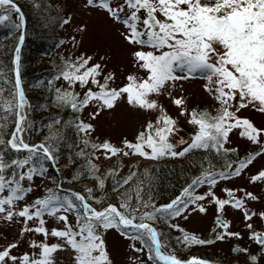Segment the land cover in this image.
Here are the masks:
<instances>
[{
    "label": "snow or ice",
    "instance_id": "1",
    "mask_svg": "<svg viewBox=\"0 0 264 264\" xmlns=\"http://www.w3.org/2000/svg\"><path fill=\"white\" fill-rule=\"evenodd\" d=\"M84 7L99 8L112 21L122 25L120 35L132 46L130 56L135 71L129 72L124 77L125 82L119 86H111L110 81H114L115 73H105L99 61L89 63L91 55L82 53L74 61L65 62L60 75L69 87L56 90L57 101L77 111L95 104L94 111L89 114L93 118L102 110L113 108L121 100L132 108L155 113L154 119H148L133 140L123 138L119 146L107 139L92 142L89 133L94 125L77 120L75 126L84 145H90L93 149L91 156L98 155L94 149H102L106 158L116 155H139L150 159L181 157L194 148L235 153V148L224 147L233 128L239 130L240 136L257 144L258 150L235 161L226 160L222 169H205L167 204L157 205L151 199L144 200L139 191L133 197L130 188L119 195L118 204L108 202L103 207H94L89 201H100L101 197L93 193L96 187L103 188L105 180L96 175L98 166L90 159L85 161V166L88 175L95 177V186H85L81 192L62 187L68 177L53 179V187L46 188L45 195L18 204L31 191L33 177L46 174L44 161L57 159L54 141L50 138L56 136L58 139L59 136L50 131L49 137L43 141L28 143L24 140L22 132L31 122L22 124L25 97L17 67L14 85L15 127L6 140L0 136V144H6L17 152L23 150L25 154L5 160L3 152H0V219L12 221L14 217L22 218L24 226L20 228L21 234L34 231L43 234L45 240L30 241L29 247L38 248V253L23 252L19 255L11 252L17 241L7 243L0 248V264H54L52 253L63 248L72 251L73 264H113L103 238L104 232L112 228L126 239L139 241L140 248L135 243H130L129 248L136 252L147 249V259L152 264H209L195 256L182 260L175 254L162 251L166 247V239L161 238L162 234L150 221L154 222L158 217L170 221L172 217L191 212L193 208L189 205L204 212L200 201L205 196H210L216 202L218 213L223 205L231 204L243 211L245 220L257 214L246 206L245 198L259 199L251 191L225 188L223 191L228 198L221 199L211 187L203 193L194 192L193 189L201 184L211 186L219 179L239 176L256 157L264 155V127H258L247 116L238 114L245 106L264 113V0H84ZM10 10L19 14L22 26L23 14L15 0H0V21L8 17ZM67 20L65 18L63 22L67 23ZM79 28L84 31L86 25L81 24ZM19 47L17 44V52ZM196 77L205 81L203 89L216 102L215 114L207 109H189L184 96L172 94L174 88L180 87L182 90L178 82ZM77 83L84 88L82 95L73 88ZM2 92L3 89H0ZM161 96H167L179 108L180 114L186 116L188 123L194 126L187 141L179 138L178 143L182 147L178 150L169 138L178 130L177 121L158 99ZM4 106L11 108L13 102L6 101ZM4 127L0 124V130ZM77 155L84 156L85 153L81 150ZM118 171V168H110L107 174ZM135 172V167H130L128 174L116 181L117 188L127 184ZM25 179L29 181L27 187L22 183ZM248 181L264 183V166L250 173ZM237 191L243 195H233ZM45 214L63 224V227L51 228V235L59 239L58 243L46 242L49 229L45 226ZM69 214L75 217V223L69 221ZM258 215L264 219V212ZM29 221H33L31 227H28ZM217 223L225 230L216 235L217 239H222L224 235L240 236L239 232L227 231L228 221L218 217ZM170 226L183 233L185 245L210 242L185 232L178 224L171 223ZM246 227L250 229L249 237L264 251V232L252 231L250 224ZM238 250L247 252L246 248ZM249 258L256 260L255 255ZM129 262L141 264L138 257H129Z\"/></svg>",
    "mask_w": 264,
    "mask_h": 264
},
{
    "label": "rangeland",
    "instance_id": "2",
    "mask_svg": "<svg viewBox=\"0 0 264 264\" xmlns=\"http://www.w3.org/2000/svg\"><path fill=\"white\" fill-rule=\"evenodd\" d=\"M51 1V11L55 15L60 16L59 21L68 18L67 23L60 25L59 28V35H61L64 40V43L60 46V50H65L66 52H70L72 54L76 53L79 56L82 53L84 55H91L92 59L89 61V63H95L99 61L103 66V71L105 73L108 71L115 73L114 81H110L111 86H119L125 82L124 77L129 72L135 71V69L133 68L130 56L132 46L128 45L120 35L122 25L112 21L111 18L108 17L107 13L99 8L84 7V0ZM3 7L9 8V6ZM81 24L86 25V30H80L79 26ZM101 56H103V59H101ZM137 74L141 75V73ZM204 82L205 81L199 77L178 82L182 85V90L180 87L174 88L172 90V94L184 96L185 103L189 109L193 107L198 109H207L210 111V113L215 114L216 102L213 100L211 95L203 89L202 85ZM22 86V91L25 97V103L22 108V115L24 116L22 124H24L27 123L26 113L28 110L26 96L30 92L26 86ZM88 86L95 88L93 85H86L85 87ZM75 87L81 88L78 83L75 85ZM81 89L84 90V88ZM158 99L164 105L168 113L177 121L178 130L169 138L176 145L178 150L180 147H182V145L178 143L179 138L183 137L185 141H187L189 134L194 130V126L188 123L186 116L180 114L179 108L173 105L167 96H161ZM95 107V104H91L83 107L82 109V116L85 118V121L94 125V129L91 131V137H97L98 142H102L103 140L107 139L117 146L120 145V142L123 138L133 140L136 133L141 130L143 124L148 119H154L155 117V113L140 110L138 108H132L123 100L119 101L111 109L102 110L96 117L93 118L89 114L94 111ZM238 114L241 116H247L256 126L264 127V113L245 106L239 110ZM26 128L27 127H25L24 131L22 132V136L24 140L28 142ZM1 135H5V132L2 130L0 132V136ZM35 142L36 140H33L32 143ZM224 147L235 148L236 152L220 153L225 157L223 164L226 162V160L235 161L240 156H244L249 152L258 150V145L252 143L246 137L240 136L239 130L236 128H233L229 132L228 139L225 141ZM203 150L204 149L194 148L189 150L181 157L164 156L158 159H150L141 157L139 155H116L106 158L103 155V150L99 149L97 150L98 155L93 162L98 166L95 171L96 175H98L100 178L105 179L108 169L118 168L119 172L116 179H119V177L126 173L130 167H135L136 170H142L151 166H156L159 161L164 162V160L167 161V164L170 163L177 166L181 159L190 156L194 157L196 155L200 156L199 154H201ZM3 151L2 144H0V152ZM210 154L212 155V153ZM229 156H232L233 159H231ZM260 166H264V155L256 157L252 164H250L248 168L239 176H231L227 179L218 181L211 186L206 183L201 184L199 187H195L193 189L194 192L203 193L207 191L209 187H211L212 191L217 197L221 199H227L228 194L223 191V189L243 188L246 191L253 192L257 197H259L257 200L245 198L247 208L250 211L257 213L256 215H252L250 217L251 220H245L244 213L241 209H238L234 206H229L227 204L221 207L220 212H222V218L229 223L227 231L239 232V237L224 235L222 239L216 238L218 233H224L225 230L221 231L219 230L218 226H215L214 217L219 216V213H217V205L215 201L211 200L210 196H205L204 199L200 201V203H202L205 208L204 212H200L198 209H195L193 205H189V207L193 208V210L187 214H181L180 216L172 217L170 221L167 218L161 217L166 219L163 221L162 227H160L157 221H154V224L157 225L156 227L162 231L161 238L166 239L167 242L166 247L162 248V251L166 252L167 254H175L182 260H187L189 257L195 256L198 258L208 259L215 264H264V254H261L256 249V247L251 244L252 241L249 237V231L247 230L248 227H246V225L252 223V231H259L264 228L261 224L262 218L258 215V213L264 212V183H249L248 181V175ZM57 168L63 170L61 174L56 175V180H59L65 176L66 172L69 170V166L61 163V165ZM217 169L222 168L217 167ZM20 170L23 171V169ZM201 172L202 171H200V173ZM191 176H193V174H191ZM196 176L198 175H195V177ZM53 179L55 178L50 173L45 174L43 179H41V176L35 175L31 181V191L27 192L24 199L18 201V204L31 202L35 197H37L38 188L43 185H47V183L53 184ZM22 183L27 187L29 181L25 179L22 181ZM188 184H180L179 189H177L175 193L180 195L181 189H183ZM84 185L87 187H93L89 181H87V183ZM62 187L64 189L69 188L66 183H63ZM233 195L242 196L243 193L237 191ZM166 198L167 201L160 204H167L174 198V195L170 194ZM69 221L75 223V220L73 221L71 218V214H69ZM32 223L33 221H29L28 227H31ZM171 223L178 224L185 232L189 234H195L201 240L210 242L198 245H185L183 241V233L179 229L172 228L170 226ZM23 226L22 218L18 219L14 217L12 221L0 219V248L5 246L7 243L16 240V247L11 249V252L14 255H19L23 252L38 253L39 249L31 248L29 247V244L33 239L37 241H44V235L35 233L34 231H25L23 234H21L20 228ZM45 226L49 229V235L46 238V242H60L57 237L51 235V228L63 227L62 222L53 216H48L45 214ZM103 238L113 264H130L129 257H138L141 261V264H152V261L147 259V249H144L141 252H136L129 248L130 243H135L136 246L140 248L141 245L139 241H131L126 239L124 236L120 235L115 230V228L106 230L104 232ZM212 241L213 243H211ZM235 246L238 247L237 249L246 248L247 252L242 250L233 251V247ZM252 255L256 256L255 261H252L249 258ZM52 259L54 264H73L72 251L68 248L55 250L52 253Z\"/></svg>",
    "mask_w": 264,
    "mask_h": 264
},
{
    "label": "trees",
    "instance_id": "3",
    "mask_svg": "<svg viewBox=\"0 0 264 264\" xmlns=\"http://www.w3.org/2000/svg\"><path fill=\"white\" fill-rule=\"evenodd\" d=\"M15 3L18 4L23 14L22 26L15 11H9L8 17L4 21H0V89H3V92L0 93V124L5 125L2 129L5 135L1 136L6 140L15 127V72L13 63L16 45L22 33L18 71L21 84L26 86L30 92L26 96L27 122H31L26 128L27 140L30 143L36 140L35 143H37L49 137L50 131L58 133V139L56 136L50 138L54 141L57 159L51 163L44 161L47 168L46 174L50 173L56 179V175L63 171L57 167L64 163L69 166V170L63 176L69 178L65 183L69 188L82 192L87 181L92 186L96 185V179L94 176L88 175V168L85 166L87 159L94 163L96 156H91L90 153L93 149L90 145L88 147L84 145L82 136L77 132L75 126L77 120L85 121L82 116L83 108L78 111L73 110L70 106L59 103L56 99L57 89L69 87L67 81L60 75L65 62L74 61L79 55L60 50L64 40L59 35V28L60 25L65 24L63 22L65 19L59 21L60 16L51 11V0H15ZM75 85L73 86L74 90L82 95L84 90L75 87ZM6 101L13 102V106L6 108L4 106ZM91 135L92 132L89 133L90 140L98 142L97 137L95 139ZM2 147L5 160L25 154L23 150L17 152L6 144H2ZM81 150L84 151V156L77 155ZM97 150L99 149H94L96 152ZM199 155L181 159L177 166L167 164V161L164 160V162L159 161L156 166L142 170L137 169L132 179L119 188L116 186V181L126 176L130 169L119 179H116L119 171L111 175L107 174L103 188L96 187L93 193L101 197L100 201L89 202L97 208L103 207L108 202L118 204L119 195L131 188L130 194L133 197H135L136 191H139L144 200L151 199L157 205L165 203L168 195L172 194L174 197L177 195L175 191L179 189L180 184L190 183L195 175H199L200 171L214 170L217 167L223 168L225 166V163L223 164L225 157L215 150H203ZM229 157L233 159L232 156ZM44 177L45 175L41 176V179ZM52 185L47 183V185L38 186L37 196L45 195L44 190L52 188ZM71 218L73 221L75 220L72 214ZM164 220L166 219L161 217L156 219L160 227H162ZM154 226L157 225L154 224ZM157 230L162 233L158 228Z\"/></svg>",
    "mask_w": 264,
    "mask_h": 264
},
{
    "label": "flooded vegetation",
    "instance_id": "4",
    "mask_svg": "<svg viewBox=\"0 0 264 264\" xmlns=\"http://www.w3.org/2000/svg\"><path fill=\"white\" fill-rule=\"evenodd\" d=\"M227 205H229V206H233V205H231V204H227ZM218 213V212H217ZM215 218V217H214ZM248 220H251L250 218L248 219ZM214 224H215V226H218L216 223H215V221H214ZM261 224L263 225V227H264V219H262L261 220ZM250 225H252V223L250 224ZM228 226H229V223H228ZM227 226V227H228ZM219 227V226H218ZM252 229V228H251ZM219 230H221V231H223L224 230V228H221V227H219ZM248 231H250V229L248 228L247 229ZM259 232H264V228H262L261 230H259ZM214 241V240H213ZM213 241L211 242V243H213ZM251 241H252V245L253 246H255L256 247V249L261 253V245H259L254 239H251ZM235 247H237V246H235ZM238 248V247H237ZM238 250V249H237ZM261 254H263V253H261Z\"/></svg>",
    "mask_w": 264,
    "mask_h": 264
},
{
    "label": "water",
    "instance_id": "5",
    "mask_svg": "<svg viewBox=\"0 0 264 264\" xmlns=\"http://www.w3.org/2000/svg\"><path fill=\"white\" fill-rule=\"evenodd\" d=\"M9 7H10V6H9ZM17 56H19V51H18V52L16 51V57H17ZM17 67H18V59L15 60V70L17 69ZM16 75H17V71H16ZM22 87H23V86H22V84H21V88H22ZM22 90H23V88H22ZM221 213H222V212H219V216H218L220 219H221V215H222ZM218 217H216V219H215V220H216V223H217V218H218ZM234 251H236V249H234ZM261 252L264 253V251H262V250H261Z\"/></svg>",
    "mask_w": 264,
    "mask_h": 264
}]
</instances>
